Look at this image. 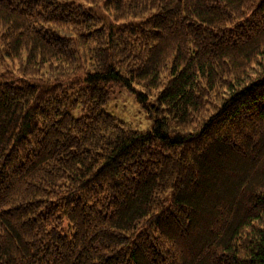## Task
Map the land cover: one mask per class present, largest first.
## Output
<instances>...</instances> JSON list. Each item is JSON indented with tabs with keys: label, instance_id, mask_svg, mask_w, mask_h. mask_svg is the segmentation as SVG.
I'll use <instances>...</instances> for the list:
<instances>
[{
	"label": "trees",
	"instance_id": "trees-1",
	"mask_svg": "<svg viewBox=\"0 0 264 264\" xmlns=\"http://www.w3.org/2000/svg\"><path fill=\"white\" fill-rule=\"evenodd\" d=\"M0 264H264V0H0Z\"/></svg>",
	"mask_w": 264,
	"mask_h": 264
},
{
	"label": "rangeland",
	"instance_id": "rangeland-1",
	"mask_svg": "<svg viewBox=\"0 0 264 264\" xmlns=\"http://www.w3.org/2000/svg\"><path fill=\"white\" fill-rule=\"evenodd\" d=\"M255 72H252L254 76ZM153 96H150V102L153 101ZM100 109L107 111L117 120L124 122L130 129L146 132L152 129L153 118L152 112L154 109L150 110L142 106L135 95L124 87H112L109 94V99ZM68 111L74 116L82 115L83 111L80 107L73 109L68 108ZM64 227L66 226V221L63 222Z\"/></svg>",
	"mask_w": 264,
	"mask_h": 264
}]
</instances>
